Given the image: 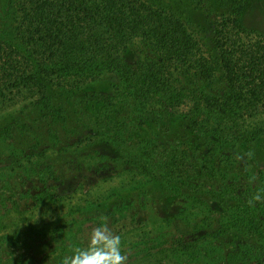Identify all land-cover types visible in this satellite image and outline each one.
I'll use <instances>...</instances> for the list:
<instances>
[{
	"label": "trees",
	"instance_id": "1",
	"mask_svg": "<svg viewBox=\"0 0 264 264\" xmlns=\"http://www.w3.org/2000/svg\"><path fill=\"white\" fill-rule=\"evenodd\" d=\"M162 1L0 0L3 26L9 13L17 10V32L6 29L0 36V150L8 149L12 128L5 122L14 115L36 114L34 121L41 127H63L71 140L81 144L89 132H95L94 125L104 126L98 116L106 114L110 119L113 114L117 119L122 115L127 129L130 125L155 129L158 141L148 140L142 145L146 150L161 145L170 155L159 169L161 176L153 174L149 167L138 168L130 159L128 168L152 175L150 188L159 202L172 203L177 195H186L179 169L180 163H186L189 137H194L195 146L204 140L226 142L225 134L236 128L243 110L264 106V34L252 36L248 42L242 40L244 13L228 14L221 28L214 31L210 51L200 36ZM219 71L227 86L222 98L207 89L215 83ZM189 77L201 82V86L186 84ZM221 121L232 122L230 129L221 127ZM249 137L253 144L264 142V127ZM90 146L88 142L79 148L84 151ZM13 155L15 152L8 157ZM18 161L12 166L1 165L11 171L22 168V186L33 183L22 189L23 198L34 196L42 162L48 167L46 178L59 180L47 160L17 167ZM39 176L46 180V174ZM140 185L115 190L24 232L25 244L20 245L16 239L0 242V264H4L1 248H23L29 241L46 243L54 256L52 262L62 264L74 249L88 247L94 229L106 227L112 235L113 227L120 226L122 220L131 218L134 225L137 215L126 205L125 195L141 187L148 193V185ZM44 193L49 194L42 191L37 202L44 199ZM191 215L183 212L182 223L172 234L162 229L154 237L147 235L139 246H131L123 255L130 262L144 253L159 252L162 245L171 250L160 264L173 260L176 264H201L203 258L206 264H264L263 244L230 240L228 234L234 231L223 221L213 227V222L198 214L188 220ZM167 221L169 224L171 218ZM211 228L214 229L210 231ZM203 229L206 235L194 243L186 238ZM209 237V247H203L202 239ZM150 242V247H141Z\"/></svg>",
	"mask_w": 264,
	"mask_h": 264
},
{
	"label": "rangeland",
	"instance_id": "2",
	"mask_svg": "<svg viewBox=\"0 0 264 264\" xmlns=\"http://www.w3.org/2000/svg\"><path fill=\"white\" fill-rule=\"evenodd\" d=\"M161 4L183 19L210 51L213 49L214 31L221 28L228 14L244 13L245 27L240 31L242 40L248 42L250 37L264 34V0H163ZM16 13V9L9 13L4 26L1 23L3 15L0 14V36L6 29L17 32ZM194 80L189 77L186 84L200 87L201 82ZM207 89L215 97L224 96L227 86L221 71L215 83ZM243 112L244 116L238 120L236 128L225 134L226 142L218 144L204 140L200 146H195L192 142L194 137H189L186 163H180L179 169L186 195H177V200L172 203H162L153 198L154 190L150 188L152 175L146 176V173H140V169L134 171L128 168L127 159H130L138 168L149 167L153 174L163 175L159 169L170 156L165 152L167 149L159 145L146 150L142 146L148 140L158 141V134L150 126L130 125L127 129L122 115L117 120L113 114L110 119L102 114L98 117L104 120V126L94 125L95 132H89L88 138L81 144L78 140H71L63 127H41L34 121L36 114L14 115L5 122L12 128V139L8 141L7 150H0V242L16 239L20 245L25 244L24 232L40 228L71 208L86 205L130 185L141 186L143 182L148 185V193L141 187L131 195H125L126 205L137 215L135 224H131L129 218L122 220L120 226L113 227L115 233L112 235L120 237L122 254L131 246H139L147 235L154 237L162 229L171 234L175 232L182 223L180 217L183 212L185 215L198 214L205 221L213 222V227L223 221L234 231L228 234L230 240H248L264 245V142L258 145L249 141L253 131L264 127V106ZM221 122V127L230 129L232 122ZM88 142L91 146L82 151L79 147ZM14 152L15 155L8 157ZM17 159V167L20 164L29 166L40 159L47 160L59 180L46 178L49 177L48 167L42 162L43 170L36 174L38 185L33 189L34 196L23 198L22 189L33 183L22 186L20 178L23 169L11 171L1 165L12 166ZM44 174L46 180L42 181L39 175ZM42 191L49 194L44 193V199L37 202L36 197ZM231 205L240 208H230ZM206 233L207 230L203 229L187 234L186 238L194 243ZM211 239H202L203 247H209ZM151 245L152 242L141 247ZM48 248L46 243L32 244L30 241L23 248L4 246L1 248L3 263L56 264L52 262L54 256ZM158 249L159 252L155 250L153 255L144 253L133 257L130 262L126 260L125 264H160L161 258L171 249L162 245ZM170 264H176V261ZM201 264H206L204 258Z\"/></svg>",
	"mask_w": 264,
	"mask_h": 264
},
{
	"label": "clouds",
	"instance_id": "3",
	"mask_svg": "<svg viewBox=\"0 0 264 264\" xmlns=\"http://www.w3.org/2000/svg\"><path fill=\"white\" fill-rule=\"evenodd\" d=\"M120 245L119 236L109 234L106 227H98L93 230L88 247L74 249L62 264H125L127 257L121 253Z\"/></svg>",
	"mask_w": 264,
	"mask_h": 264
}]
</instances>
